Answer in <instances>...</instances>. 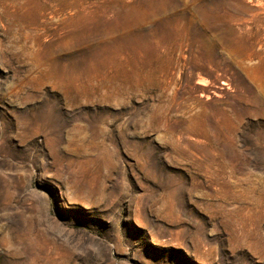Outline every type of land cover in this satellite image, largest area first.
<instances>
[{"label": "rangeland", "instance_id": "1", "mask_svg": "<svg viewBox=\"0 0 264 264\" xmlns=\"http://www.w3.org/2000/svg\"><path fill=\"white\" fill-rule=\"evenodd\" d=\"M263 66L264 0H0V264H264Z\"/></svg>", "mask_w": 264, "mask_h": 264}, {"label": "bare ground", "instance_id": "2", "mask_svg": "<svg viewBox=\"0 0 264 264\" xmlns=\"http://www.w3.org/2000/svg\"><path fill=\"white\" fill-rule=\"evenodd\" d=\"M249 20V19H248ZM259 80L262 82V84L264 85V66H263V68H262V71H261V74L259 75ZM200 79V78H199ZM207 83V82H206ZM197 84L199 85V86H201L202 87V96H205V97H207V98H209V97H211V96H216V95H218L217 93H218V91L217 90H214V89H212V90H210V89H205L206 87H207V84H205L204 83V80H202V79H200V80H198L197 81ZM219 86V85H218ZM221 86V85H220ZM75 87V86H74ZM75 89H77V90H79V91H81V92H87L88 90H90V89H87V88H83V89H80V87H76ZM220 89H222V87L221 88H219V90ZM199 119V118H198ZM198 119H195V122H198Z\"/></svg>", "mask_w": 264, "mask_h": 264}]
</instances>
